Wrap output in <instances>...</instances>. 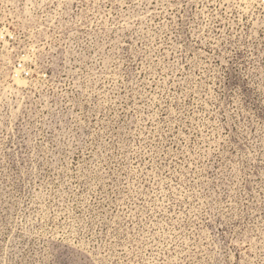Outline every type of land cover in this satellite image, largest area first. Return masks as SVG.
Segmentation results:
<instances>
[{"label":"rangeland","instance_id":"374dc122","mask_svg":"<svg viewBox=\"0 0 264 264\" xmlns=\"http://www.w3.org/2000/svg\"><path fill=\"white\" fill-rule=\"evenodd\" d=\"M0 264H264V0H0Z\"/></svg>","mask_w":264,"mask_h":264},{"label":"built area","instance_id":"2783aa9c","mask_svg":"<svg viewBox=\"0 0 264 264\" xmlns=\"http://www.w3.org/2000/svg\"><path fill=\"white\" fill-rule=\"evenodd\" d=\"M19 66H20V68H24L22 64H20Z\"/></svg>","mask_w":264,"mask_h":264}]
</instances>
